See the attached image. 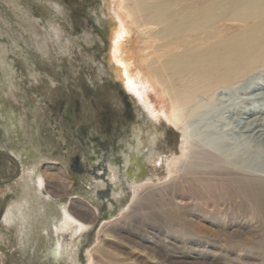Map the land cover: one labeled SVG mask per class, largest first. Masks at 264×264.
<instances>
[{
  "label": "rangeland",
  "instance_id": "1",
  "mask_svg": "<svg viewBox=\"0 0 264 264\" xmlns=\"http://www.w3.org/2000/svg\"><path fill=\"white\" fill-rule=\"evenodd\" d=\"M101 3L0 0V52L13 72L14 84L11 95L0 89V262L71 264L50 256L54 233L49 221L59 216L62 205L66 210H80L83 205L94 216L90 227L74 241L79 264H88L90 256L95 264H264V220L254 212L246 216V207L178 193L176 198L189 203L186 218L206 222L210 231L206 235L182 221L178 210L165 206L171 195L155 197L153 205L143 206L130 220L123 216L135 201L133 188L124 186L122 194L117 191L115 199L109 197L113 211L103 206L101 193L95 194L106 191V186L99 190L94 183L108 181L103 170L110 161L123 167L120 146L132 142L133 128L141 122L131 95L111 78L103 63L104 31L95 19V15L102 17ZM47 24L56 27L59 40L47 36ZM1 75L2 69L0 77L4 78ZM214 104L208 105V112L218 115V128L234 130L235 118L222 114L220 105ZM8 115L18 120L14 130L5 122ZM155 123L163 133L154 146L161 163L148 166L147 184L161 185L169 179L167 161L180 155L181 133L164 120ZM189 128L192 134L203 132L194 123ZM27 148L33 155L25 169L15 154ZM61 172L64 186L56 181ZM43 173L54 180L43 179L39 189L34 182ZM10 207H23L28 215L24 234H18L13 225H4ZM106 223V232L99 233ZM237 225L243 234L239 236L252 235L249 241L226 238ZM221 233L224 236L215 239Z\"/></svg>",
  "mask_w": 264,
  "mask_h": 264
},
{
  "label": "bare ground",
  "instance_id": "2",
  "mask_svg": "<svg viewBox=\"0 0 264 264\" xmlns=\"http://www.w3.org/2000/svg\"><path fill=\"white\" fill-rule=\"evenodd\" d=\"M101 2L102 17H96V12L94 15L104 31L103 63L111 78L131 95L141 118L132 127V142L127 147L120 146L123 167L110 161L107 170H103L108 181L94 183L97 189L109 183L107 200L101 199L103 206L111 211L109 197L115 199L116 192L122 194L121 189L126 186L133 188L135 201L124 219L143 211L147 204L153 205L155 197L168 194L171 199L165 206L175 208L182 221L209 235L206 222L186 218L184 211L189 203L176 198L185 192L246 207L245 215L254 212L264 220V0ZM56 8L60 9L58 5ZM22 14L29 19L26 11ZM44 29L50 39H60L55 26L49 28L47 24ZM4 55L0 52L4 77H0V89L8 96L14 86L13 72ZM215 102L222 114L235 118L234 130L224 132L218 128V115L208 112V105ZM4 118L13 130L18 127V120L10 115L8 120ZM161 120L181 133L180 155L172 156L166 163L167 182L150 185L148 166L161 163L154 147L158 137L163 136L155 125ZM191 123L203 132L192 134ZM15 155L19 164L28 168L32 150L22 149ZM128 166L133 169L129 171ZM93 177L98 179L97 175ZM43 179L54 180L43 173L34 182L39 189ZM56 181L65 185L62 172ZM22 208L10 207L3 219L5 226H15L20 235L26 232L28 217ZM60 212L49 221L54 233L50 256L79 264L74 241L90 227L94 214L83 205L80 210H66L62 205ZM108 226L109 223L101 226L99 233L104 234ZM240 228L237 225L226 238L237 243L249 241L248 236L252 235L239 236L243 235ZM223 236L221 233L215 239ZM20 244L24 245L23 240ZM88 262L95 264L91 256Z\"/></svg>",
  "mask_w": 264,
  "mask_h": 264
},
{
  "label": "flooded vegetation",
  "instance_id": "3",
  "mask_svg": "<svg viewBox=\"0 0 264 264\" xmlns=\"http://www.w3.org/2000/svg\"><path fill=\"white\" fill-rule=\"evenodd\" d=\"M94 140L98 143V145H99L100 147H103V146H102L103 143H102L98 138L95 137ZM133 158H137V156H135V157H133ZM77 163H78V159H75L74 164L77 165ZM92 169H93V171H94V170H96V167L92 166ZM128 169H129V171H130L131 169H133V166H132V167L129 166ZM75 171H76L77 173H81L82 170H81L80 168L76 167V168H75ZM104 171H105V170H104ZM104 171H103V172H104ZM104 173H105V172H104ZM94 175H95V174H94ZM129 175H130V174H129ZM131 175H133L132 172H131ZM104 180H106V179H104ZM105 189H107L106 191L108 192V191L110 190V186L106 184V188H105ZM99 190H101V189H99ZM106 191H102V193L98 191V193H101L102 196L105 197L106 194H107ZM102 199H103V198H102ZM103 200H104V199H103Z\"/></svg>",
  "mask_w": 264,
  "mask_h": 264
}]
</instances>
